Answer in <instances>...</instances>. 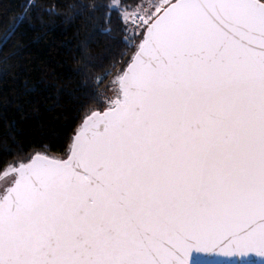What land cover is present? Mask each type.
Segmentation results:
<instances>
[{"label":"snow or ice","instance_id":"obj_1","mask_svg":"<svg viewBox=\"0 0 264 264\" xmlns=\"http://www.w3.org/2000/svg\"><path fill=\"white\" fill-rule=\"evenodd\" d=\"M136 19L70 154L0 165V264H264V0H159Z\"/></svg>","mask_w":264,"mask_h":264},{"label":"trees","instance_id":"obj_2","mask_svg":"<svg viewBox=\"0 0 264 264\" xmlns=\"http://www.w3.org/2000/svg\"><path fill=\"white\" fill-rule=\"evenodd\" d=\"M124 11L121 0H0V165L68 155L136 50Z\"/></svg>","mask_w":264,"mask_h":264},{"label":"rangeland","instance_id":"obj_3","mask_svg":"<svg viewBox=\"0 0 264 264\" xmlns=\"http://www.w3.org/2000/svg\"><path fill=\"white\" fill-rule=\"evenodd\" d=\"M117 3V4H116ZM159 3V0H150L147 1L141 8H139L138 10L134 11V12H127L124 11V15L123 17L125 18V20L130 24H135V23H139V21L136 19L137 14L139 15H144L145 12H147L148 10H150L154 4ZM116 5V7L118 6V2L114 3V6ZM146 5V7H144ZM132 31L133 28L131 27ZM117 81V80H116ZM116 81L113 82L112 84V88L110 89V97H114L117 85H116ZM4 183V177L0 180V185H2Z\"/></svg>","mask_w":264,"mask_h":264},{"label":"water","instance_id":"obj_4","mask_svg":"<svg viewBox=\"0 0 264 264\" xmlns=\"http://www.w3.org/2000/svg\"><path fill=\"white\" fill-rule=\"evenodd\" d=\"M134 55V54H133ZM132 55V56H133ZM78 132V131H77ZM76 132V133H77ZM73 142V141H72ZM42 154V153H40ZM70 154V150L68 155ZM34 156V155H33ZM32 156V157H33ZM49 156V155H48ZM51 157V156H50ZM201 256V260L204 262H207V264H224L225 261L227 260H235V261H240V260H244L247 261L249 259H255V260H260L262 258L260 257H255L254 255H250L248 257H233V258H226V257H222L219 255H205V254H199Z\"/></svg>","mask_w":264,"mask_h":264}]
</instances>
